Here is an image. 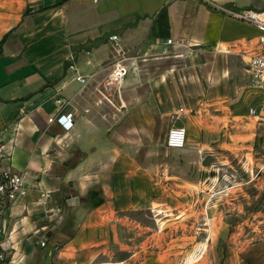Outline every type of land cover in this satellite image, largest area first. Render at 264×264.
I'll return each instance as SVG.
<instances>
[{"label": "rangeland", "instance_id": "374dc122", "mask_svg": "<svg viewBox=\"0 0 264 264\" xmlns=\"http://www.w3.org/2000/svg\"><path fill=\"white\" fill-rule=\"evenodd\" d=\"M137 38L120 51L133 81L116 87L135 88L134 127L108 131L97 195L81 197L107 209L80 229L54 218L82 245L52 264H264V92L249 86L248 52L241 42L145 46ZM175 124L188 131L179 149L167 144ZM14 245L0 247V264L17 263Z\"/></svg>", "mask_w": 264, "mask_h": 264}, {"label": "crops", "instance_id": "0c3cea01", "mask_svg": "<svg viewBox=\"0 0 264 264\" xmlns=\"http://www.w3.org/2000/svg\"><path fill=\"white\" fill-rule=\"evenodd\" d=\"M202 1L0 0V138L28 186L25 195L9 203L6 215L3 247L15 243L16 264H52L64 249L81 247V234L72 238L52 224L54 218L62 227L80 229L102 220L107 209L88 207L81 197L97 195L96 166L108 131L111 136L123 122L129 129L135 124L129 114L135 113L130 109L135 88L117 91L107 83L120 56L112 35L119 36L123 50L135 35L145 46L171 45L169 39L192 46L241 42L238 47L247 52L255 46V25ZM213 1L262 6V0ZM72 63L77 71L69 68ZM126 78L123 82L133 81ZM59 98L66 101L61 113H74L70 130L48 121L58 112ZM43 192H51V198L42 199ZM20 242L24 253H19ZM19 255L25 261H18Z\"/></svg>", "mask_w": 264, "mask_h": 264}, {"label": "built area", "instance_id": "2783aa9c", "mask_svg": "<svg viewBox=\"0 0 264 264\" xmlns=\"http://www.w3.org/2000/svg\"><path fill=\"white\" fill-rule=\"evenodd\" d=\"M211 4L219 12L231 16L233 18L249 22L255 25L258 29V35L256 37L255 46L248 51V60L246 61V72L250 81V88L259 92H264V0H262V6L260 9L255 8H236L229 5H220L213 0H203ZM111 40L115 42L117 51L120 53L122 47L119 43V36L114 34L111 36ZM173 40H167L166 44H172ZM246 45V44H245ZM247 47V46H246ZM124 56V55H123ZM70 69L77 71L76 64L69 65ZM131 69V63H129L126 57H118L113 63V69L108 79V85L117 87L121 85L124 79L128 76ZM81 82H85V78L79 76L77 78ZM57 114L51 116L49 123L56 122L61 125L65 130H70L74 126V113L69 112L62 114L61 110L65 106L66 101L64 99H56ZM183 110V109H182ZM181 110L175 113V116H180ZM251 114L256 115V109L250 110ZM188 131L185 126L173 125L167 136V144L170 148L179 149L185 147L188 141ZM12 156L9 155L5 143L0 138V165L6 164L0 170V247L3 246V238L6 233V215L9 208V203L21 195L26 194L27 183L24 175L17 173L12 164ZM42 199L51 198V192H43L41 194ZM58 213L61 211L57 209ZM48 213V211H47ZM54 214V213H53ZM51 218V216H49ZM41 245L45 246L46 242L41 241ZM0 253V258H2Z\"/></svg>", "mask_w": 264, "mask_h": 264}, {"label": "trees", "instance_id": "16d2710c", "mask_svg": "<svg viewBox=\"0 0 264 264\" xmlns=\"http://www.w3.org/2000/svg\"><path fill=\"white\" fill-rule=\"evenodd\" d=\"M205 4H207V6H208L210 9H214V10H215V8H214L211 4H209V3H207V2H205Z\"/></svg>", "mask_w": 264, "mask_h": 264}]
</instances>
